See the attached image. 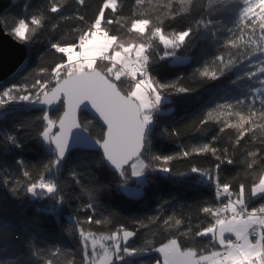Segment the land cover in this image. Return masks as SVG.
I'll return each mask as SVG.
<instances>
[{
	"label": "snow or ice",
	"instance_id": "1",
	"mask_svg": "<svg viewBox=\"0 0 264 264\" xmlns=\"http://www.w3.org/2000/svg\"><path fill=\"white\" fill-rule=\"evenodd\" d=\"M180 3L188 7L177 10L169 0L163 18L157 16L155 20L150 14H134L125 27L135 38L126 40L107 30V26L119 22V0H101L90 20L80 13V8L87 7L86 0H75L73 16L64 13L65 5L60 0H47L46 7L37 10L38 14L25 15L12 25H0V32L6 30L19 45L30 48L41 40L46 28L55 33L59 21L80 22L73 27L76 36L70 42L47 38L49 50L59 54V59L48 67L35 69L30 84L12 83L0 88V110L6 111L17 103L43 106L37 118L41 123L37 137L48 159L35 173V166L27 165L23 159L15 161L18 176H8L5 169L2 185L12 197L23 193L63 205L67 182L62 180V171L81 147L83 166L90 174L89 187L83 183L78 162L68 171L71 183L88 196L77 211L90 214L84 219L74 217L69 229L79 236V253L60 246L38 248L30 244L31 255L42 264H58V261L130 264L129 258L151 252L158 253L151 264H264V0H219V9H234L233 26L227 28L231 35L221 44L225 51L213 59V64L219 65L218 72L209 71L207 65L203 70L196 69L202 78L219 80L227 71L243 65L245 70L231 83L248 80L258 85L250 87V95L217 103L199 120L200 128L209 121L222 125L219 133L235 129L231 152L228 147L213 146L217 140L213 136L207 143L185 147L178 155H163L153 151L158 129L166 138L179 136L180 131L162 127L159 121L166 108L172 111L167 107L174 103L172 97L189 94L194 89L181 83L183 77L158 79L152 65L167 59L183 63L185 58L177 54L178 49L190 45L197 33L215 39L219 32L218 22L204 15L195 21V27L186 25L167 31L170 25L166 21L191 15L197 7L194 0H180ZM135 4L142 6L145 0H135ZM25 130V124L21 123L15 132L4 131L0 135V151L22 149L19 133ZM209 154L215 160L212 166L189 169L214 189V202L205 201L199 206L204 219L195 226L191 218H177L173 213L163 218L159 214L147 217V223L134 220L137 227L132 229L119 223L108 234L92 230V225L113 224L117 215L101 210L100 195L110 192L113 185L91 174L93 167L110 169L118 178L115 185L118 190L126 195H138L139 185L152 173H163L169 179L188 175L177 172L172 167L173 160ZM238 157L243 175L222 179V165L236 164ZM133 178L138 184L136 193L129 191V181ZM150 226L161 228L168 236L159 246H153L151 241L133 246L130 241L140 229ZM0 264L20 262L17 259Z\"/></svg>",
	"mask_w": 264,
	"mask_h": 264
},
{
	"label": "trees",
	"instance_id": "2",
	"mask_svg": "<svg viewBox=\"0 0 264 264\" xmlns=\"http://www.w3.org/2000/svg\"><path fill=\"white\" fill-rule=\"evenodd\" d=\"M60 2L65 5L64 13L73 16L76 8L75 0H60ZM100 2L101 0H86L87 7L80 8V13L90 20L96 13ZM119 3V22L107 26V30L110 34H117L122 40H126L135 38V34L129 33L125 27L130 19L134 18V14L135 16H139L140 13L150 14L153 20L157 16L163 18L164 6L169 4V0H151V3L145 0V4L142 6L136 5L135 0H119ZM194 3L197 7L192 9L191 15H182L174 21H166L170 25L167 31L170 32L172 28H182L186 25L195 27V21L204 15L206 18L218 22L219 32L215 39L207 34L197 33L190 45L178 49L177 54L185 58L183 63H174L171 59H167L152 65V71L158 79L169 81L183 77L181 83L194 89L189 94L172 97L174 103L167 105L172 111L168 112L166 108V114L159 121L162 127L176 128L180 131L179 136L166 138L159 134L158 129L154 137L153 151L163 155H178L185 147L207 143L213 136H217L213 146L228 147L231 152L230 141L234 139L236 130L225 129L223 133H219V128L222 125L215 121H209L208 124L200 128L199 120L217 103L243 98L245 95H250V87L258 86L248 80H241L236 84L231 83L238 74L245 70L243 65L227 71L219 80L202 78L196 72V69L203 70L205 65L208 66L209 71H219V65L213 64V59L220 52L225 51L221 44L226 37L231 35L227 32V28L233 26L235 16L234 9L227 11L219 9V0H194ZM46 5L47 0H12L1 15V23L2 25H12L14 21L25 15L38 14L37 10L46 7ZM171 5L177 10L188 7L187 4H181L180 0H171ZM108 15L111 17L112 14ZM79 23L74 19L59 21L60 27L55 33L46 28L42 33L41 40L33 43L30 48H26L25 62L20 70L5 79L0 84V88L12 83L28 82L30 84L35 69L42 66L48 67L59 59V54H54L49 50L47 38L70 42L76 36L73 27ZM160 47L162 48V46ZM0 112H4V115H0V135L4 131L15 132L21 123L26 126V130L19 133L24 145L22 149L10 148L7 151H0V261L19 259L20 264H42V261L31 255L30 244L38 248L60 246L79 253V236L69 232V229L74 223V217L84 219L86 215L90 214L77 211L83 203L87 202L88 196L71 183L68 171L73 163L78 162L83 173V183L86 186H91L89 170L84 168L83 157L80 155V151L83 150L77 151L76 155L65 164L62 171V180L67 182L65 183L67 198L63 205H55L54 201L48 198L35 199L30 195L25 196L23 193L19 197H12L2 185V181L6 178L5 169L8 176H18L19 171L15 161L23 159L27 165L35 166L33 169L35 173V170L47 161L48 154L37 137V131L41 127V123L37 119L41 115V108L17 103L11 105L6 111L0 110ZM243 143L244 141H242ZM214 163L215 160L210 154L175 159L172 161V167L177 172H185L188 175L169 179L163 173H152L142 185V191L138 195H126L118 190L115 187L118 178L110 169L93 167L91 174H94L98 180L113 185L110 192L100 195L101 210L106 209L117 215L113 224L92 225V230L108 234L119 223L132 229L137 227L133 224L134 220H144L147 223V217L159 214L163 218L173 213H176L177 218H191L193 226H195L196 223L204 219L199 214V206L205 201L214 202V189L209 184L202 182L196 174H191L189 169L191 166L208 168ZM238 174L243 175L239 157L236 164L222 165V179L231 180ZM132 182L133 179L129 181V184ZM164 201H169V203H164ZM52 208H55L56 211H41V209ZM186 226V224L183 225L182 229ZM170 231H175V229ZM167 236L168 233L161 228L150 226L148 229H140L130 243L139 247L144 245L145 241H151L153 246H159ZM206 242L201 241V243ZM156 258H158V253L151 252L129 259L130 264H151ZM58 264L61 262L58 261Z\"/></svg>",
	"mask_w": 264,
	"mask_h": 264
},
{
	"label": "water",
	"instance_id": "3",
	"mask_svg": "<svg viewBox=\"0 0 264 264\" xmlns=\"http://www.w3.org/2000/svg\"><path fill=\"white\" fill-rule=\"evenodd\" d=\"M12 0H0V25L1 15ZM26 47L19 45L7 35V31L0 32V84L7 78L16 74L23 66L26 58ZM42 108L41 105H33ZM81 150H84L81 147Z\"/></svg>",
	"mask_w": 264,
	"mask_h": 264
},
{
	"label": "rangeland",
	"instance_id": "4",
	"mask_svg": "<svg viewBox=\"0 0 264 264\" xmlns=\"http://www.w3.org/2000/svg\"><path fill=\"white\" fill-rule=\"evenodd\" d=\"M133 181H135V178H133ZM142 185H143V184H142ZM142 185H139L140 193H141V191H142ZM137 186H138L137 183L132 182V183L130 184L129 191H130L131 193H136V191H137Z\"/></svg>",
	"mask_w": 264,
	"mask_h": 264
}]
</instances>
